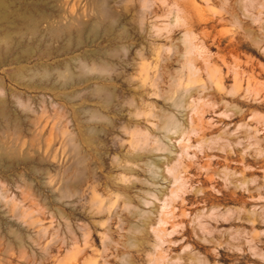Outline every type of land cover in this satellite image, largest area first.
<instances>
[{"label": "rangeland", "instance_id": "1", "mask_svg": "<svg viewBox=\"0 0 264 264\" xmlns=\"http://www.w3.org/2000/svg\"><path fill=\"white\" fill-rule=\"evenodd\" d=\"M39 6L0 67V264H264V0Z\"/></svg>", "mask_w": 264, "mask_h": 264}, {"label": "bare ground", "instance_id": "2", "mask_svg": "<svg viewBox=\"0 0 264 264\" xmlns=\"http://www.w3.org/2000/svg\"><path fill=\"white\" fill-rule=\"evenodd\" d=\"M21 1H22L23 5L28 4L29 6H25L21 10L17 8L15 10L9 11V10H7L9 5L6 2L0 0V31H3L5 33V36L3 35L4 37H1V35H0V43L4 42L6 44L4 49H0V56L3 57V59H2L3 61L0 60V67L2 65H6L5 64L6 62H10L13 64H20L23 60V58L19 57L20 53H22V52H20V50H19L20 53L19 54L17 53L18 55H14L13 52H9L8 43L11 39V35L15 34V35L19 36L18 38L21 41L23 39V34H24L22 32L23 27H28L29 31L31 33H37L38 32V24L46 18V17H44V15L39 16V14H37L36 16H38L40 18V19H38L37 17L34 16L35 12H32L39 5H41L42 0H28V1L27 0H21ZM49 32L53 36H56V34H57L53 30H50ZM19 47H20V45H16L13 47V50L15 53H16V50L18 52L17 48H19ZM23 52H25L26 54L30 53V51L28 49H25V50L23 49ZM25 53H23L21 55L24 56ZM25 57H26V55H25ZM3 105H4V102L0 100V108L1 109H2ZM3 110H0V113H2ZM3 116H4V114H3ZM170 124H171V119L170 120L168 119L164 126L168 127ZM167 127H163V128L167 129Z\"/></svg>", "mask_w": 264, "mask_h": 264}]
</instances>
